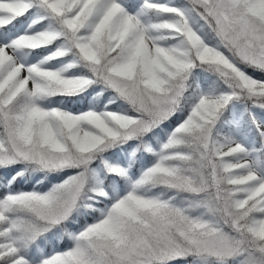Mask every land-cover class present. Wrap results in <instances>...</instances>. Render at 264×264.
<instances>
[{"label":"snow or ice","instance_id":"6c2138e0","mask_svg":"<svg viewBox=\"0 0 264 264\" xmlns=\"http://www.w3.org/2000/svg\"><path fill=\"white\" fill-rule=\"evenodd\" d=\"M0 264H264V0H0Z\"/></svg>","mask_w":264,"mask_h":264},{"label":"rangeland","instance_id":"374dc122","mask_svg":"<svg viewBox=\"0 0 264 264\" xmlns=\"http://www.w3.org/2000/svg\"><path fill=\"white\" fill-rule=\"evenodd\" d=\"M66 246V245H65Z\"/></svg>","mask_w":264,"mask_h":264}]
</instances>
